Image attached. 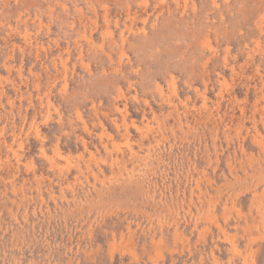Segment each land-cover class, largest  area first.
I'll list each match as a JSON object with an SVG mask.
<instances>
[{"label": "rangeland", "instance_id": "1", "mask_svg": "<svg viewBox=\"0 0 264 264\" xmlns=\"http://www.w3.org/2000/svg\"><path fill=\"white\" fill-rule=\"evenodd\" d=\"M0 264H264V0H0Z\"/></svg>", "mask_w": 264, "mask_h": 264}]
</instances>
